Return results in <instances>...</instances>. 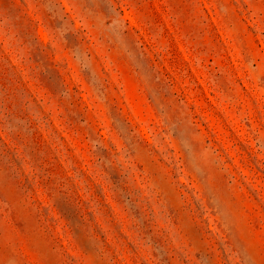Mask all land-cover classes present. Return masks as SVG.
Listing matches in <instances>:
<instances>
[{
	"label": "rangeland",
	"instance_id": "rangeland-1",
	"mask_svg": "<svg viewBox=\"0 0 264 264\" xmlns=\"http://www.w3.org/2000/svg\"><path fill=\"white\" fill-rule=\"evenodd\" d=\"M0 264H264V0H0Z\"/></svg>",
	"mask_w": 264,
	"mask_h": 264
}]
</instances>
